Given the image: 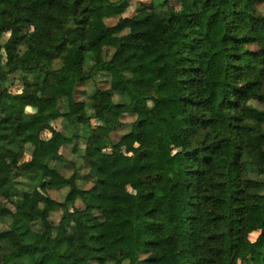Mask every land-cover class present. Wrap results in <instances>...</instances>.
Instances as JSON below:
<instances>
[{"label":"trees","instance_id":"16d2710c","mask_svg":"<svg viewBox=\"0 0 264 264\" xmlns=\"http://www.w3.org/2000/svg\"><path fill=\"white\" fill-rule=\"evenodd\" d=\"M127 2L0 0V39L33 27L0 70V264H234L238 250L264 264V0H151L123 17ZM99 76L109 87L79 100ZM47 133L71 152L30 170L20 159Z\"/></svg>","mask_w":264,"mask_h":264},{"label":"rangeland","instance_id":"374dc122","mask_svg":"<svg viewBox=\"0 0 264 264\" xmlns=\"http://www.w3.org/2000/svg\"><path fill=\"white\" fill-rule=\"evenodd\" d=\"M151 3V0H128L126 4V11L123 13V17H133L135 16L141 8L149 6ZM99 10V9H98ZM101 11L96 14L94 18L95 23H100L101 22V17L103 16L102 9L100 8ZM262 11L264 12V7L262 8ZM98 15V16H97ZM119 20V17H110L109 19L106 20L108 25H115ZM33 31L32 26H20L17 28H14L10 31H5L3 35L1 36L0 39V70H6V64L13 58V54L15 52V40L20 39V38H25L27 37L31 32ZM59 63L60 64H65L67 66L76 68L77 63L75 61V55L74 52L71 49H66L62 51L59 54ZM109 87V82L107 79L103 78L102 76H99L95 82H90L85 85H81L78 87L77 91V98L79 100L86 98L89 94H91L95 88H101V89H106ZM21 90V84L19 81H16L15 84L13 85L11 92L12 93H17ZM41 93L42 91L39 90ZM45 94L47 95H52V94H59L60 93V88L57 86L50 87L45 89L44 91ZM36 105L33 103H24L21 106V115L23 119H27L30 116H32L33 113L36 112ZM50 121L51 124L56 128L61 130V118L58 113H54L52 116H50ZM123 121L125 123H130L133 121L132 117L127 115L126 113L123 115ZM95 130L97 132L103 133V134H108L109 131L102 127L101 125H98L97 122H93ZM126 132H115L111 134V137L113 140L122 148V153L124 155V152L126 154L131 153L133 146L135 145V142H126L123 139V135ZM43 144L40 146L39 149L35 150L32 147H27L26 153L21 157L20 163L26 165L30 170H34L35 166L38 161L42 160L44 156H47L49 154L53 153H60L65 156H68L71 152V147L70 146H65L57 141H52L49 133H47L44 138H43ZM128 144V145H127ZM181 144H182V139L177 136L173 140H171L170 143H168L169 146V153L167 154L168 158L173 160V168H174V174L179 172L180 168V163H179V152L181 151ZM127 145V146H125ZM125 146V147H124ZM103 156L105 158V163L106 165H110L111 163V158H112V151H106L103 153ZM79 163L80 161L77 160ZM59 167H63V164L58 163ZM64 173L70 174V170L64 169ZM85 173V170L83 171ZM128 183H130L129 180H126ZM81 187H88L89 185H85L82 182H80ZM42 193L40 191H37L35 194V197L29 202L31 205L36 204L39 199L42 197ZM54 196L57 201H67L70 209H73L74 204L72 203V197H68V189H62L59 191H56L54 193ZM60 211H57L52 215V219L56 222L57 219L60 217ZM259 233H254L250 235V240L255 241L256 238L258 237ZM240 250H238L234 256V264H259L257 259H255L254 255L248 256L247 261L243 262L240 259ZM66 264V263H64Z\"/></svg>","mask_w":264,"mask_h":264}]
</instances>
